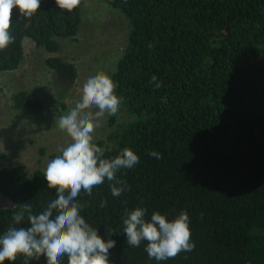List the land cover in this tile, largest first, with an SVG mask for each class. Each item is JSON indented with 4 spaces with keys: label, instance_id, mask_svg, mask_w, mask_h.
I'll return each mask as SVG.
<instances>
[{
    "label": "trees",
    "instance_id": "1",
    "mask_svg": "<svg viewBox=\"0 0 264 264\" xmlns=\"http://www.w3.org/2000/svg\"><path fill=\"white\" fill-rule=\"evenodd\" d=\"M127 19L123 54L111 73L115 94L129 120L95 144L104 158L125 147L140 162L121 169L127 182L120 196L109 182L76 198L81 215L105 241L112 239L111 264H264V0H101ZM14 42L0 51V74L16 70L24 42L45 51L44 64L59 82L77 77L63 60L61 40H75L82 24L79 4L60 10L41 0L31 17L11 13ZM156 75L162 87L150 78ZM13 108L38 114L42 101L24 90L11 96ZM161 153L156 159L150 151ZM44 171L0 166V235L24 203L39 214L56 198ZM107 203L101 207V201ZM158 211L171 220L182 210L190 217L192 251L164 261L149 259L127 244L124 209ZM16 227H27L22 221ZM107 228L114 233L109 235ZM4 264H24L16 261ZM30 264H46L42 256ZM61 264H67V256Z\"/></svg>",
    "mask_w": 264,
    "mask_h": 264
},
{
    "label": "clouds",
    "instance_id": "2",
    "mask_svg": "<svg viewBox=\"0 0 264 264\" xmlns=\"http://www.w3.org/2000/svg\"><path fill=\"white\" fill-rule=\"evenodd\" d=\"M81 0H55L60 10L72 12ZM41 0H0V51L14 42L9 32L13 8L20 15L31 17L40 8ZM150 83L156 89L162 87L156 75ZM116 83L104 72L86 78L80 91V99L67 114L55 120L59 131L66 133L69 141L60 148V154L51 159L43 173L48 189H54L56 198L39 213L34 214L32 205L21 204L12 213V224L0 235V264L5 260L16 261L18 255L24 264L39 261L43 256L46 264H61L67 256V264H111L109 250L115 247L112 239L104 240L96 228L81 215L84 207L76 198L81 193L92 195L94 187L107 180L111 194L120 196L128 189L127 182L117 176L121 169H131L140 162L139 156L125 147L113 158H104L103 150L93 143V133L105 117L118 113L123 98L115 94ZM95 110V111H93ZM148 155L161 159V153L150 151ZM107 201H101V207ZM147 209L125 208L122 216L123 232L127 244L144 250L149 259L164 261L175 258L181 252L192 251L189 227L190 217L181 211L169 220L158 211L146 217ZM29 226L16 227L22 221ZM109 235L114 233L107 228Z\"/></svg>",
    "mask_w": 264,
    "mask_h": 264
},
{
    "label": "rangeland",
    "instance_id": "3",
    "mask_svg": "<svg viewBox=\"0 0 264 264\" xmlns=\"http://www.w3.org/2000/svg\"><path fill=\"white\" fill-rule=\"evenodd\" d=\"M82 24L75 40H61L59 54L77 70L74 82H59L54 71L44 64L45 51L24 42L20 66L0 74V166L22 165L27 172L44 171L47 163L60 154L69 141L58 130L55 120L67 114L80 99L82 84L89 76L104 72L111 76L123 54L129 31L127 19L120 11L101 0H81ZM24 90L38 97L44 109L34 114L12 106L11 96ZM95 111V110H93ZM129 120L120 106L114 116L105 117L93 133V143L106 142V136ZM9 202L0 196V207Z\"/></svg>",
    "mask_w": 264,
    "mask_h": 264
}]
</instances>
